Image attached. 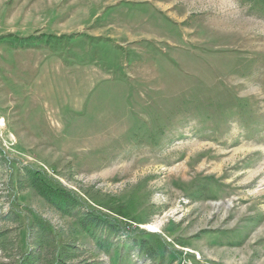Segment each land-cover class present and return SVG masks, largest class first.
Here are the masks:
<instances>
[{"label": "rangeland", "instance_id": "374dc122", "mask_svg": "<svg viewBox=\"0 0 264 264\" xmlns=\"http://www.w3.org/2000/svg\"><path fill=\"white\" fill-rule=\"evenodd\" d=\"M28 170L130 240L99 247ZM34 217L42 264H264V0H0V264Z\"/></svg>", "mask_w": 264, "mask_h": 264}, {"label": "trees", "instance_id": "16d2710c", "mask_svg": "<svg viewBox=\"0 0 264 264\" xmlns=\"http://www.w3.org/2000/svg\"><path fill=\"white\" fill-rule=\"evenodd\" d=\"M25 176L29 185L46 202L64 216L74 219L79 229L91 233L99 247H107L108 251V248L114 244L113 240L116 242H119L121 238L130 240L128 234L118 223L95 211L83 209L81 201L71 191L53 184L42 172L28 170ZM32 226V230L36 231L32 236L31 249L21 252L17 264H42L49 250L52 248L57 250V235L46 220L34 217ZM131 242L138 248L139 257L159 262L163 258H159V247L151 246L147 239L140 241L133 239ZM73 248L71 245L60 247L58 256L52 258L47 264H66L65 260L76 257Z\"/></svg>", "mask_w": 264, "mask_h": 264}, {"label": "bare ground", "instance_id": "6f19581e", "mask_svg": "<svg viewBox=\"0 0 264 264\" xmlns=\"http://www.w3.org/2000/svg\"><path fill=\"white\" fill-rule=\"evenodd\" d=\"M1 122L4 124V123H5V120H4V119H2V120H1ZM148 227H149L150 229H152V230H155V228H154L153 226H151V225H150V226H148Z\"/></svg>", "mask_w": 264, "mask_h": 264}]
</instances>
